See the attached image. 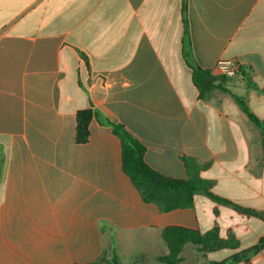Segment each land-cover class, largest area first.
<instances>
[{
  "label": "crops",
  "instance_id": "crops-1",
  "mask_svg": "<svg viewBox=\"0 0 264 264\" xmlns=\"http://www.w3.org/2000/svg\"><path fill=\"white\" fill-rule=\"evenodd\" d=\"M187 6L192 62L216 80L204 98L183 0H0V264H114V249L119 264H168L170 227L217 229L231 244L187 245L179 264L222 263L264 238L263 132L235 98L264 121V0ZM219 59L238 61V75L220 77ZM91 108L124 126L153 170L187 180L191 165L258 215L202 194L168 212L146 203L111 127L94 118L76 142L77 113ZM236 264H264V250Z\"/></svg>",
  "mask_w": 264,
  "mask_h": 264
},
{
  "label": "trees",
  "instance_id": "trees-1",
  "mask_svg": "<svg viewBox=\"0 0 264 264\" xmlns=\"http://www.w3.org/2000/svg\"><path fill=\"white\" fill-rule=\"evenodd\" d=\"M187 10V0H183L182 13L185 29V59L188 65L193 69L194 86L198 89L200 97L204 98L216 88V80H214L210 71L203 70L194 65L192 62L190 52L188 51L189 44L187 42ZM218 75L223 79H228L226 76L220 74ZM235 98L249 119L262 130L264 145V121L259 120L250 111L245 99L238 96H235ZM94 118H99L102 124L111 127L114 134L120 138L122 144L123 171L131 179L132 183L138 189L146 203H154L158 205L162 211L168 212L178 208L192 207L194 205V196L202 194L218 204L232 206L239 212L250 215H258L249 209H245L214 194L212 192L213 182L201 179L196 171L191 170V165H188L190 177L187 180L167 177L153 170L145 161L146 148L134 136H132L124 126L115 124L109 119L101 117L93 108L81 110L77 113L76 142L78 144L83 145L89 141L90 123ZM3 163V159H0V181L3 175ZM163 238L169 245L172 252V256L170 254V256L164 258L168 264H179L181 262L178 254L186 242L204 245L208 244V241L210 240L211 245L209 251L231 246L230 242L223 241L219 238L217 229L202 235L199 231L181 227H170L163 231ZM263 250L264 238H262L256 246L247 251H243L240 255H235L231 259L222 263L211 264H236L240 260L246 259L247 256L259 254ZM102 261L103 259L97 264H100ZM113 263L119 264L117 249H114Z\"/></svg>",
  "mask_w": 264,
  "mask_h": 264
},
{
  "label": "built area",
  "instance_id": "built-area-1",
  "mask_svg": "<svg viewBox=\"0 0 264 264\" xmlns=\"http://www.w3.org/2000/svg\"><path fill=\"white\" fill-rule=\"evenodd\" d=\"M239 70V62L233 59H219L216 64L217 73L227 78L236 77Z\"/></svg>",
  "mask_w": 264,
  "mask_h": 264
},
{
  "label": "rangeland",
  "instance_id": "rangeland-1",
  "mask_svg": "<svg viewBox=\"0 0 264 264\" xmlns=\"http://www.w3.org/2000/svg\"><path fill=\"white\" fill-rule=\"evenodd\" d=\"M209 243L208 244H204V245H197V244H194L193 242H186L184 245H183V247H182V250L179 252V257H180V259H181V262L183 261L184 262V258H188L189 257V255H186V254H184V250H185V247L187 246V245H190V246H192V247H194V248H198L199 250H200V252H202V253H207L208 251H209V249H210V240L208 241ZM167 247H168V250H169V253H168V256H170V254H171V256H172V252H171V249H170V247H169V245L167 244ZM121 252V254H124V251L122 250V251H120ZM119 252V253H120ZM117 254H118V252H117ZM135 256L136 257H139L140 255H139V252H135ZM105 260V258H103V261ZM120 261L123 263V264H128L129 263V260H127L126 258H125V256H121V258H120ZM142 262V261H141ZM180 262V263H181ZM102 263V262H101Z\"/></svg>",
  "mask_w": 264,
  "mask_h": 264
}]
</instances>
